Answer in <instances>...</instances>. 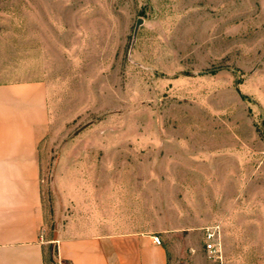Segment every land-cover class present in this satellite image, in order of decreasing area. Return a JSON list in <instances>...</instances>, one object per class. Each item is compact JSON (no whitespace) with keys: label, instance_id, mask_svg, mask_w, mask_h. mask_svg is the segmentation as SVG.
I'll return each mask as SVG.
<instances>
[{"label":"rangeland","instance_id":"1","mask_svg":"<svg viewBox=\"0 0 264 264\" xmlns=\"http://www.w3.org/2000/svg\"><path fill=\"white\" fill-rule=\"evenodd\" d=\"M0 65L48 86L46 238L131 215L176 264H264V0H0Z\"/></svg>","mask_w":264,"mask_h":264},{"label":"crops","instance_id":"2","mask_svg":"<svg viewBox=\"0 0 264 264\" xmlns=\"http://www.w3.org/2000/svg\"><path fill=\"white\" fill-rule=\"evenodd\" d=\"M49 131L46 81L0 65V264H47L52 243L58 264L179 262L165 243L169 230L136 229L146 220L131 215L98 218L87 233H72L74 226L66 225L46 238L40 144ZM187 231L180 224L170 233Z\"/></svg>","mask_w":264,"mask_h":264},{"label":"built area","instance_id":"3","mask_svg":"<svg viewBox=\"0 0 264 264\" xmlns=\"http://www.w3.org/2000/svg\"><path fill=\"white\" fill-rule=\"evenodd\" d=\"M205 250L209 257L222 260L223 258V244L221 239V231L219 226H211L206 229L205 233ZM155 241L160 244L159 236L155 237Z\"/></svg>","mask_w":264,"mask_h":264},{"label":"water","instance_id":"4","mask_svg":"<svg viewBox=\"0 0 264 264\" xmlns=\"http://www.w3.org/2000/svg\"><path fill=\"white\" fill-rule=\"evenodd\" d=\"M140 23V22H139ZM139 23H138V25H139Z\"/></svg>","mask_w":264,"mask_h":264}]
</instances>
